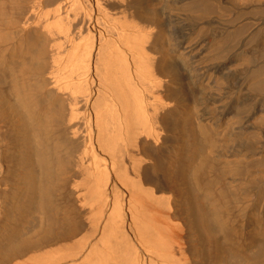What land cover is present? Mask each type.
<instances>
[{
	"label": "bare ground",
	"instance_id": "1",
	"mask_svg": "<svg viewBox=\"0 0 264 264\" xmlns=\"http://www.w3.org/2000/svg\"><path fill=\"white\" fill-rule=\"evenodd\" d=\"M185 1L56 0L47 9L0 0V264L61 237L69 242L37 249L27 264H216L225 250L231 264H264V206L252 182L199 185L206 165L227 159L205 129L223 123L220 67L196 64L219 42L213 36L197 59L203 49L184 47L189 36L175 28L174 11ZM187 9L219 6L193 0ZM190 120L199 138L185 136ZM58 129L81 146L75 212L54 200L68 179ZM154 157L172 171L158 170ZM33 219L35 235L25 236Z\"/></svg>",
	"mask_w": 264,
	"mask_h": 264
},
{
	"label": "rangeland",
	"instance_id": "2",
	"mask_svg": "<svg viewBox=\"0 0 264 264\" xmlns=\"http://www.w3.org/2000/svg\"><path fill=\"white\" fill-rule=\"evenodd\" d=\"M46 4V8L52 9L56 5V0H30L35 4ZM53 1V2H52ZM55 1V2H54ZM186 0L185 3L177 4L178 15L176 20V29H187L189 38L184 44V47L193 49V55L204 50L197 56L209 55L205 50L207 42L215 36L218 40V46L215 51H212V57L196 61V64L213 69L216 65L220 67L217 73L216 92L221 95L220 109L222 117V126L218 130H209L211 139L218 145L219 150L227 155V159L218 162H213L205 166L204 171L199 176V185L205 192H210L218 187L226 188L230 185H241L243 178L251 181L252 192L256 203L259 207L264 206V2L258 3V0H213L219 6V11H211L203 15H198L197 12L187 9L188 4L193 1ZM181 14H185L184 16ZM177 17V18H178ZM183 20H182V19ZM182 20V21H181ZM184 25V26H182ZM188 26V27H187ZM221 104V105H220ZM12 118L14 124H17L15 117ZM4 122L0 121V127H3ZM4 128V127H3ZM200 124L194 120H190L185 127V136L191 139L199 138ZM60 139L61 149L60 154L63 155L68 175L67 181L58 187V192L54 195L55 202H58L62 207H69L70 211H76L78 208L74 197L72 196V184L78 179L75 172V157L81 149L80 144L71 141L68 136H65L59 129L57 131ZM18 137V135H17ZM230 137V139H228ZM19 139V138H18ZM227 142V145L223 146ZM7 144L11 148L14 144V134L7 137ZM18 147V140L16 142ZM231 153V154H230ZM233 153V154H232ZM67 157V158H66ZM64 158V159H63ZM155 158V166L160 171L171 170L167 160L161 157ZM235 168L236 175L225 173L228 168ZM223 170V177L216 180V171ZM18 165L12 163L10 174L19 173ZM22 171V170H21ZM227 172V171H226ZM230 174V175H229ZM74 176V177H73ZM174 176V175H173ZM72 182V183H71ZM56 192V191H54ZM57 203V204H58ZM183 204V203H181ZM184 205V204H183ZM76 206V207H75ZM59 207V208H62ZM72 209V210H71ZM79 209H77L78 211ZM83 212V211H82ZM236 212V209H235ZM79 212H76L78 214ZM76 214L74 216L76 217ZM27 225V226H26ZM23 229L25 236H34V231L39 225L38 219H33L28 222ZM79 227V226H78ZM38 228V227H37ZM36 228V229H37ZM81 231V226L79 227ZM79 230V231H80ZM34 233H33V232ZM82 233H85L84 230ZM195 234L200 238L198 231ZM80 236V235H78ZM98 235L91 236L89 241L98 243ZM61 240L55 241L56 246H61L68 243V239L61 237ZM76 238V237H75ZM60 239V238H59ZM65 239V242L64 240ZM98 239V240H97ZM135 236H129V243L135 247L139 246ZM258 242H254V249L259 241L263 238H257ZM96 241V242H95ZM55 242L45 243L37 249L30 250L22 256H17L12 259L10 264H27L31 253L48 252L55 249ZM53 243V245H52ZM48 245V246H47ZM50 247V249H49ZM139 248V247H138ZM45 249V250H44ZM48 250V251H47ZM139 250V249H138ZM246 251V250H245ZM36 252V253H37ZM44 252V253H45ZM143 252V250H142ZM249 253L248 251H246ZM29 253V254H28ZM37 255V254H36ZM206 259L212 260L211 256L204 255ZM213 262L216 264H231L232 257L225 250L222 254L215 256Z\"/></svg>",
	"mask_w": 264,
	"mask_h": 264
}]
</instances>
